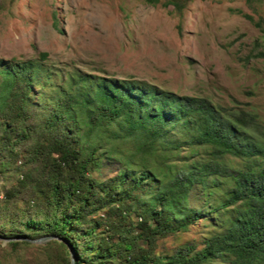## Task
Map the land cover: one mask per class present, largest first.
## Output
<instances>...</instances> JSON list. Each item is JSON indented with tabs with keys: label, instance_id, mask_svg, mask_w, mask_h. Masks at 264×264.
I'll use <instances>...</instances> for the list:
<instances>
[{
	"label": "trees",
	"instance_id": "1",
	"mask_svg": "<svg viewBox=\"0 0 264 264\" xmlns=\"http://www.w3.org/2000/svg\"><path fill=\"white\" fill-rule=\"evenodd\" d=\"M189 1L164 4L181 11ZM253 23L264 32V19ZM50 71L30 59L0 67V174L29 166L19 183L37 211L20 219L4 204L11 219L0 236L12 245L51 236L41 264H71L70 250L74 264H264V123L143 79L72 70L54 81ZM103 155L120 168L97 182L90 171ZM207 216L213 231L199 249L154 252L159 237Z\"/></svg>",
	"mask_w": 264,
	"mask_h": 264
},
{
	"label": "rangeland",
	"instance_id": "2",
	"mask_svg": "<svg viewBox=\"0 0 264 264\" xmlns=\"http://www.w3.org/2000/svg\"><path fill=\"white\" fill-rule=\"evenodd\" d=\"M167 1L0 0V67L30 59L49 68L54 81L72 70L143 79L179 94L245 108L264 123V32L253 23L264 19V0H190L181 11ZM36 76L44 78L41 69ZM24 145H17L20 157L13 165L24 162ZM101 158L90 171L97 182L116 177L120 168L115 159ZM27 169L11 167L0 174V225L10 227L4 204L21 208L25 216L20 219L37 216L24 201L30 188L19 183ZM229 185L217 189L213 200ZM221 218L217 214L215 220ZM131 219L136 221L134 211ZM209 220L159 237L154 252L169 254L186 242L199 249L213 228ZM8 241L0 238V264H41L50 251L45 241ZM205 264L230 262L216 258Z\"/></svg>",
	"mask_w": 264,
	"mask_h": 264
},
{
	"label": "water",
	"instance_id": "3",
	"mask_svg": "<svg viewBox=\"0 0 264 264\" xmlns=\"http://www.w3.org/2000/svg\"><path fill=\"white\" fill-rule=\"evenodd\" d=\"M0 238H4L5 240H11V238H8V237H1L0 236ZM50 238H51V236H42V237L34 238V239H30L27 237H18V238H12V239H27L31 242L39 243V242L47 241ZM70 254H71V264H74V254H73L72 250H70Z\"/></svg>",
	"mask_w": 264,
	"mask_h": 264
}]
</instances>
